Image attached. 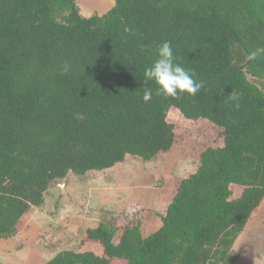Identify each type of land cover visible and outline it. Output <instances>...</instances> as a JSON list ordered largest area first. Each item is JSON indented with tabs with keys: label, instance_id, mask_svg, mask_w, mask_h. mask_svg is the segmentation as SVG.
I'll return each mask as SVG.
<instances>
[{
	"label": "trees",
	"instance_id": "1",
	"mask_svg": "<svg viewBox=\"0 0 264 264\" xmlns=\"http://www.w3.org/2000/svg\"><path fill=\"white\" fill-rule=\"evenodd\" d=\"M114 1L84 17L76 0H0V236L69 174L96 178L204 134L215 142L157 232L130 203L123 226L89 229L47 264H236L264 203V91L248 78H264V57L248 59L264 46V0ZM165 41L203 81L196 96L166 98L145 81Z\"/></svg>",
	"mask_w": 264,
	"mask_h": 264
},
{
	"label": "crops",
	"instance_id": "2",
	"mask_svg": "<svg viewBox=\"0 0 264 264\" xmlns=\"http://www.w3.org/2000/svg\"><path fill=\"white\" fill-rule=\"evenodd\" d=\"M174 147L150 161L130 157L96 178L69 174L21 218L15 234L0 236V264H47L63 251L76 252L89 229L123 226L130 203L148 210L147 234L157 232L182 181L199 165L190 173L189 157L175 158ZM235 249L237 263L263 264Z\"/></svg>",
	"mask_w": 264,
	"mask_h": 264
},
{
	"label": "rangeland",
	"instance_id": "3",
	"mask_svg": "<svg viewBox=\"0 0 264 264\" xmlns=\"http://www.w3.org/2000/svg\"><path fill=\"white\" fill-rule=\"evenodd\" d=\"M80 13L84 17L95 14L103 15L115 5L114 0H76ZM251 82L264 91V78H256L248 73ZM214 139L208 135L198 134L195 137L179 136L175 142V158L189 157L191 165L190 173L193 172L204 150L214 144ZM180 154L182 155L180 157ZM238 251H247L246 258L250 261L259 259L264 264V203L254 212L247 229L241 235L235 246ZM243 256V255H242ZM250 256V257H249ZM263 259V260H262ZM241 260V259H240ZM241 263V262H240ZM237 263V264H240ZM256 264V263H255Z\"/></svg>",
	"mask_w": 264,
	"mask_h": 264
},
{
	"label": "clouds",
	"instance_id": "4",
	"mask_svg": "<svg viewBox=\"0 0 264 264\" xmlns=\"http://www.w3.org/2000/svg\"><path fill=\"white\" fill-rule=\"evenodd\" d=\"M264 57V46H257L248 55L249 60ZM70 70L68 64L63 65V71ZM145 81H151L156 85V95L166 98H175L178 95L187 94L196 96L203 87V81L197 82L195 73L176 63V57L170 42L165 41L158 47L157 59L144 69ZM228 99L239 107L241 95L233 89L227 96ZM153 98V90L146 88L143 93V101L149 102Z\"/></svg>",
	"mask_w": 264,
	"mask_h": 264
}]
</instances>
